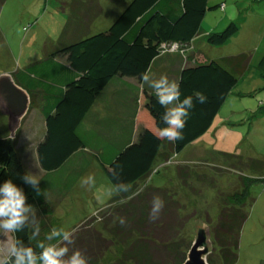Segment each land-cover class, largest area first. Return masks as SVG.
Instances as JSON below:
<instances>
[{
	"label": "trees",
	"instance_id": "1",
	"mask_svg": "<svg viewBox=\"0 0 264 264\" xmlns=\"http://www.w3.org/2000/svg\"><path fill=\"white\" fill-rule=\"evenodd\" d=\"M4 2L0 0V8ZM60 4V11L67 15L62 30L64 36L83 32L100 12L98 0H70L69 3L60 0ZM210 8L208 0H131L107 30L82 37L12 72L15 82L30 95L29 110L38 98L45 128L43 137V132L41 138L38 136L36 147L38 164L44 172L39 183L40 195L22 179L29 172L15 149L14 137L18 130L13 137L9 134L0 136V186L11 180L23 190L26 203L37 209L39 215L32 223L27 219L19 231L12 233L13 237L24 246L32 247L37 255L42 250L37 247L38 243L64 245L60 237L47 239L53 228L61 229L53 217L54 207L47 198L49 186L61 185L68 191L70 182L63 180L78 178L80 170L75 164L81 163L79 154L85 148L95 147L92 151L99 154L97 157L115 194L104 207L74 229L71 235L76 238V247L72 251L78 249L84 253L88 264L183 263L190 247L185 235L188 214L184 212V202L173 185L154 186L149 180L160 167L170 163L181 181L185 182L192 170L199 177L200 173L193 169L196 166L188 164L190 160L176 161L173 157L195 144L209 129L238 82L233 72L244 74L249 69L251 54L225 56L222 62L203 53L185 58L187 62L179 71L177 81L181 99L193 96L195 107L183 129L184 138L176 142L158 139V128L166 126L161 119L166 109L157 102L151 89L152 81L143 84L140 77L146 70L150 73L162 46L181 45L184 48L199 36L202 20ZM67 9H70L69 13ZM237 30L238 25L230 21L220 31L207 34L205 42L211 46L222 45ZM263 66L264 54L259 61V67ZM117 77L137 79L148 89L145 87L139 97L134 92L124 94L121 103L125 106L126 119H122L126 123L117 124V115H96L89 119L96 100ZM196 92L207 97L206 103L196 102ZM105 108L109 112V107ZM259 113L260 117L264 116V103L260 105ZM2 117H5L7 127V117L0 112V119ZM136 121L142 126L134 139ZM102 140L106 144L101 143ZM159 155L162 162L156 164ZM234 157L224 153V166L233 167ZM253 162L251 165L260 172L259 177L241 176L235 190H218L217 217L207 223L212 242V251L207 255L209 264H235L238 259L241 230L248 217L247 209L254 201L249 187L257 180L264 182V162L255 159ZM71 173L75 175L71 176ZM200 176L207 178L206 173ZM155 196L162 198L164 208L153 221L149 214ZM70 256L68 254L64 259Z\"/></svg>",
	"mask_w": 264,
	"mask_h": 264
},
{
	"label": "rangeland",
	"instance_id": "2",
	"mask_svg": "<svg viewBox=\"0 0 264 264\" xmlns=\"http://www.w3.org/2000/svg\"><path fill=\"white\" fill-rule=\"evenodd\" d=\"M130 1L98 0L100 12L86 25L83 32L64 36L62 30L67 15L60 11V0H5L0 8V74L38 61L82 37L107 30ZM222 3L224 5L220 8ZM208 7L211 8L207 10L202 21V31L196 43L200 44L205 32L214 25H218L215 30L220 31L233 20L238 25V30L222 45L211 46L204 42L202 47L197 44L194 48L199 47L218 62H222L225 56L239 53H250L251 56L249 69L244 74L233 72L238 82L229 92L209 129L195 144L185 147L173 157L176 161L190 160L187 161L188 164L196 166L193 169L200 173L199 177L192 170L185 182L181 181L173 163H170L160 167L149 180V184L154 186L173 185L174 191L180 194L184 202V212L188 214L185 235L190 244L194 237L191 224L195 219L200 218L205 223L215 221L219 209L218 190H235L238 186L237 179L241 176L259 177L260 172L252 166L255 163L253 160L264 162V116L260 117L259 113V107L264 103V66L259 67V61L264 54V0H208ZM224 7H227L226 12ZM66 12L69 13L70 9ZM220 17L223 20L217 22ZM182 49L181 45H164L161 57H167L169 52H180ZM109 95L110 88L107 87L96 100L94 109L96 106L100 107L104 101L107 102ZM35 101V105L22 120L14 142L27 171L41 178L44 172L38 164L36 139L44 124L39 113L38 98ZM99 110L98 115L105 116L109 113L105 107L104 110ZM0 127V136L9 134L5 117L0 119ZM133 134L136 139L137 132ZM101 143L106 144L105 140ZM91 148H85L79 154L81 163L75 164L80 170L78 178L75 181L71 177L63 180L65 183L70 182L68 191L61 185L49 186L51 190L47 194L54 207L53 217L59 222L61 229L72 233L82 221L104 207L115 194V189L97 157L99 154L94 152L95 147ZM224 153L235 156L232 162L234 169L224 166ZM85 160L87 163H84ZM161 160L159 155L156 164L161 163ZM202 173H206L207 178L200 176ZM74 175L71 173V176ZM90 176L94 178L91 185L85 183ZM249 194L254 201L247 209L248 217L241 230L235 264H264V182H253L249 187ZM27 217L31 223L37 221V209L29 212ZM4 238L3 230L0 229V239ZM12 238L13 234H8L7 239ZM73 238L75 243L67 245L69 255L72 248L76 247V238ZM213 258L216 259V256Z\"/></svg>",
	"mask_w": 264,
	"mask_h": 264
},
{
	"label": "clouds",
	"instance_id": "3",
	"mask_svg": "<svg viewBox=\"0 0 264 264\" xmlns=\"http://www.w3.org/2000/svg\"><path fill=\"white\" fill-rule=\"evenodd\" d=\"M150 79L149 71L141 74L140 80L146 84ZM151 89L154 91L157 102L166 109L161 119L166 125L158 128V139H166L169 142L182 140L183 129L186 126L191 110L195 107L193 96H185L181 99L182 92L178 81L169 80L167 75H161L159 79L153 80ZM196 102L204 104L207 97L196 92ZM22 179L30 185L37 195L41 194L39 187L40 178L33 173H26ZM86 184L94 183V178L89 177ZM26 196L23 190L17 187L11 180H7L0 186V229L5 235L4 239H0V264H88V258L80 250H73L70 258L64 259L68 254V244H74V238L71 231L53 228L47 236L48 240L54 237H60L64 241L63 246L45 245L43 242L38 243L37 247L42 249L37 255L32 247H26L23 243L13 237L7 239L8 234L19 231L27 221V214L34 212L31 205L26 203ZM164 208V201L159 196H155L152 200L150 210V220L159 218V214ZM123 224L124 220L121 219Z\"/></svg>",
	"mask_w": 264,
	"mask_h": 264
},
{
	"label": "crops",
	"instance_id": "4",
	"mask_svg": "<svg viewBox=\"0 0 264 264\" xmlns=\"http://www.w3.org/2000/svg\"><path fill=\"white\" fill-rule=\"evenodd\" d=\"M223 5L224 4L222 3V6ZM226 8L227 7H224L225 12L227 11ZM229 15H232V14L229 13ZM204 18H205V16H204ZM221 19H222V17H220L217 20V22H219V20L221 21ZM217 22H216V24H217ZM201 26H202V23H201ZM217 27H218V25H214L213 27L208 29V31L205 32L204 39H203V41L200 42V44L196 43L199 40V38H198L199 36H197L196 38H194L190 42L189 45H184L186 48H183L180 52H175V53L169 52V54L166 55L167 57H164V58H162L161 57L162 55L160 54L152 63V67H151L150 73H149V76H150L149 80H151V81L157 80V79L160 78L161 75H167L169 80L177 81L179 71L185 66V64L187 62L185 57H188V56H190L192 54L195 55V54H198V53H203V54L206 55V53L203 52V50L200 49L199 47L198 48H194V45L198 44V45H200V47H202V45L205 42V36L207 34H209L210 32L217 31V30H215V29H217ZM202 35H203V33H202ZM12 72H10V73H12ZM107 87L110 88V95H109L110 98H108L107 102L104 101L100 105V107L96 106L95 109H94V105H93V107L91 109L92 112L88 115V118L89 119L92 118V117L96 118V115L98 117H104V115H98L97 113L100 112L99 108H103V110H104V107L108 106L109 107V112L110 111H111V113L113 112L112 114L108 113V115H111L112 117L115 116V115L119 116V119L117 118V122H118L117 124H120L122 122L126 123V121H124L126 119V118H124V116H126V114H125L126 113L125 112V106H124L123 102L121 103V101H123L124 98H125L124 94L130 95V94H132L134 92L135 94L137 93L136 95H138V97H139L141 92L145 89V87L147 88V86L144 87V85L141 82H139L137 79H134V78H120V77H117V78L113 79L108 84ZM139 107H140V104L138 106V109H139ZM140 125L141 124L137 123V121H136L135 130H136L137 134L140 131ZM44 131H45V128L42 127V131L39 132V135L43 132V134H42V137H43ZM39 137L41 138V135ZM40 138L37 137L36 140H39Z\"/></svg>",
	"mask_w": 264,
	"mask_h": 264
},
{
	"label": "water",
	"instance_id": "5",
	"mask_svg": "<svg viewBox=\"0 0 264 264\" xmlns=\"http://www.w3.org/2000/svg\"><path fill=\"white\" fill-rule=\"evenodd\" d=\"M30 95L17 84L12 73L0 74V112L7 117L9 135L13 137L27 115ZM193 240L182 264H209L207 255L212 251L209 225L197 218L192 223Z\"/></svg>",
	"mask_w": 264,
	"mask_h": 264
}]
</instances>
